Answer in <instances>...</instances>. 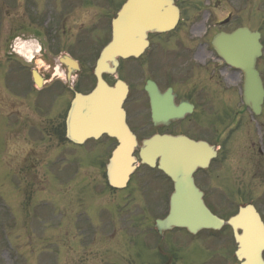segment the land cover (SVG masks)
<instances>
[{"label":"flooded vegetation","instance_id":"af4514ba","mask_svg":"<svg viewBox=\"0 0 264 264\" xmlns=\"http://www.w3.org/2000/svg\"><path fill=\"white\" fill-rule=\"evenodd\" d=\"M124 1L0 0V164L8 181L32 194L52 176L58 195L68 197L70 228L85 264H238L229 234L155 228L172 190L158 158L141 163L134 147L135 168L116 188L107 181L106 163L117 141L66 136L70 101L94 87L96 59ZM174 1L180 15L173 30L148 34L141 52L100 74L126 90L122 107L137 146L153 135L182 134L215 148L192 176L216 210L218 121L221 105L235 97L238 72L215 52L212 39L236 27L235 7L232 1Z\"/></svg>","mask_w":264,"mask_h":264},{"label":"water","instance_id":"95a60500","mask_svg":"<svg viewBox=\"0 0 264 264\" xmlns=\"http://www.w3.org/2000/svg\"><path fill=\"white\" fill-rule=\"evenodd\" d=\"M176 19L177 8L172 0H129L113 21L115 38L104 56L133 54L147 32L170 29ZM219 38L225 42L223 48L219 47L224 50L225 58L244 73V102L258 114L263 97L261 82L254 69L255 58L260 54L258 34L243 28L228 35L220 34L215 39L216 42ZM116 93L109 92L98 84L91 95L76 99L72 112L73 119L76 118V122L80 123L82 130L88 131V135L106 132L118 139L120 145L111 159L114 169L110 179L114 184L126 172L123 163L126 161V150L132 143ZM157 143L164 150L161 155L164 163L162 168L174 185L169 215L158 224L165 227L181 226L192 232L201 228L216 229L228 224L232 227L238 245L236 257L241 261L240 264H264L261 257L264 249V226L253 206L240 207L234 216L223 221L211 214L203 204L201 193L190 176L191 170L205 162L202 143L185 137H163L159 141L158 138L146 141L144 146H159Z\"/></svg>","mask_w":264,"mask_h":264},{"label":"rangeland","instance_id":"374dc122","mask_svg":"<svg viewBox=\"0 0 264 264\" xmlns=\"http://www.w3.org/2000/svg\"><path fill=\"white\" fill-rule=\"evenodd\" d=\"M232 4L237 13L233 24L258 28L264 44V0H232ZM195 26L191 22L190 28ZM260 66L264 87V48ZM237 98L224 107L226 115L219 120L220 200L219 207L215 205L216 210H212L222 215L223 210L229 208L223 207L222 201L228 195V181L223 173H228L235 177L237 195L230 192L233 202L244 199L247 190L246 198L264 217V99L261 112L256 116ZM2 127L0 121V135ZM2 170L0 181L6 182ZM231 181L233 183V177ZM52 187L40 194L39 199L32 193L26 197L24 194L28 193L23 190L20 195L16 188L0 183V264H85L87 255L76 244L69 228L70 212L64 213V198Z\"/></svg>","mask_w":264,"mask_h":264}]
</instances>
